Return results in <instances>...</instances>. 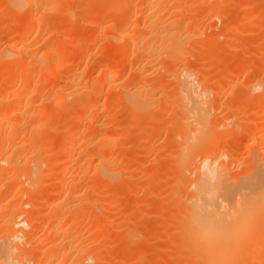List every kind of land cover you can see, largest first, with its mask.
<instances>
[{
    "label": "rangeland",
    "instance_id": "374dc122",
    "mask_svg": "<svg viewBox=\"0 0 264 264\" xmlns=\"http://www.w3.org/2000/svg\"><path fill=\"white\" fill-rule=\"evenodd\" d=\"M3 1L0 0V52H3L4 46L9 42L8 33L13 28L20 27L19 22L23 25L22 21L26 18L25 16L24 19L12 23L11 14L6 11ZM121 1L123 0H112L110 4L114 8L111 15H114L115 10L116 16L121 15L120 20H116L117 22L113 24L111 15L105 13L107 6H104V2L103 7L100 4L102 0H45L49 6L42 10L45 17L43 21L49 26L50 31L47 30L49 34L47 32L30 36L29 41L32 42V46L26 48L24 56L20 55L17 58L21 61L25 60L26 64L23 63V67L28 68L32 78L40 76V73L41 77H44L42 75L44 73L47 77L45 83L35 86L39 95L32 106L35 107V111L39 109L42 116L39 115L37 118L39 113L37 112L32 120L41 128L49 126L47 129L50 130L45 129L41 136L39 135V138H42L36 143L37 146H33L37 152L45 151V160L42 161L41 158V162L39 161L40 181L37 180L39 182L37 189H41L43 195L40 193L33 196L32 192H29L30 195L27 197L12 196L15 204L21 199L25 202L28 199L32 201L33 206H26L24 210L18 211V214L21 212L19 215L22 220L26 221V218L28 221L30 218L36 220L40 219L39 216L42 218L40 221L31 220L33 223L30 224L31 226L13 228L16 233L19 230L21 232L19 242L16 243L22 247L24 264H46L48 258H53L54 264L192 263L188 262L189 258L180 256V251L177 250V253L174 249H177L174 247L177 241L175 238L178 239L175 233L179 231L178 227L181 230V221L184 222L183 214L181 212L178 214L176 208H179L180 203L187 196L186 190L191 177L189 170L194 166L190 161L187 163L189 166L186 165V169L183 170L176 152L180 142L178 136L183 111L175 108L176 106L171 107V103L175 102L177 77L183 69L193 71L198 90L202 88L210 90L207 105L210 109L209 114H212L210 121L214 130L210 127L202 140L203 143L213 141L217 144L218 150L223 152L225 157L223 159L226 160L232 180H241L242 173L249 167L250 160L244 161L250 152L244 148L249 136L246 131L256 125L264 124V0H200L199 3L197 0H158L163 2L161 6V3L159 4L161 13L165 16L163 25L172 31L175 29L177 31L180 26L182 30L180 29L179 32L189 35L188 43H184L189 51L180 65L173 62L174 53L171 51L170 54L169 47L163 46L168 45V36L160 39L149 35L147 14L139 13L146 4L144 9L147 8L149 0H129L128 5L119 8ZM180 5L187 8L192 6L195 9L173 17L171 10ZM134 13H139L137 19L133 18ZM154 19L156 17L151 20ZM187 19L197 24V31L191 27L186 28L183 21ZM177 20H182L183 27L180 24L174 26L177 24L174 21ZM119 29L137 33V45L134 47L128 43V40H117L115 34ZM50 34L54 36L51 38ZM52 39H56L55 44L57 43L59 48L58 54H54L51 59L53 64L59 65L58 73L54 77L49 76L47 69H44L46 70L44 72L40 62L44 58L41 55L45 42ZM80 42L84 47L81 53L76 49ZM120 49L125 55L119 52ZM143 49L145 51L152 49L153 53L146 57ZM32 55L36 56L41 65L32 63L30 60ZM45 58L44 61H48ZM5 62H7L6 57L0 58L2 64L0 80L4 83L3 87L9 84L14 88L13 92H21L23 84L17 68L19 66L14 62L9 65ZM119 64H122V77L119 78L122 82L121 86L101 84L103 77L110 74ZM141 69L145 71L144 78L135 73ZM67 78H71L73 83L67 84ZM139 83H144L142 89ZM256 83L262 90L259 88L260 90L255 91L250 88L253 90L251 91L247 88ZM8 88L12 90L10 86L5 89L9 91ZM73 90H77L79 94L77 97L69 96L70 91ZM123 90H132L145 99L146 108L138 111H123L127 109L126 101L121 98ZM10 103L8 102L6 106L12 105ZM123 105L126 107L124 108ZM1 107L4 105L0 103ZM47 112L48 117L43 118V113ZM133 116L135 118H132ZM18 119L21 124L17 132L19 134L22 132L21 137L25 127L30 124V118L18 117ZM131 119H135L133 120L135 126L131 127V133L127 138L120 142L118 134L114 133L115 144H118L115 146L120 149L118 148L119 150L108 156L105 161L106 163L109 161L108 166H114L117 170L113 169L114 173L111 172L114 174L111 183L113 179L116 183L107 185L108 182L105 180L99 181V174L95 170L99 161V151L105 145L101 139L109 132L112 133L113 130L109 129L113 126L117 128V123L128 125ZM224 121L226 129H217ZM69 141L73 143L71 153H68L67 148L72 144ZM226 157L232 158L231 161L228 158L227 161ZM79 165H83L82 168ZM0 167L4 168L2 165ZM110 167L108 168L111 169ZM45 168L50 170L47 171ZM60 174L63 175L61 178H59ZM239 176L241 178H238ZM245 176H247L246 172ZM58 178L61 180H58V183L63 181L65 184L60 203H66L70 208L68 215L64 213L66 207L59 210L62 213L56 214L59 219L61 218L62 226L69 227L70 230L65 234L64 230L60 229L61 231L59 230V233L51 239L45 232L46 222L52 215L49 201L55 196L51 195V199L48 197L50 200H47L44 194H48L47 191L52 189ZM102 183H105L106 187ZM232 183L236 184L234 181ZM2 201L0 209L1 203L4 205L6 200ZM95 203L100 204L101 207L96 204L97 207ZM71 208L73 210L70 211ZM81 209L85 220L81 222L80 218L79 222L76 220L78 224H75L71 218L72 211L76 213L77 210V213H81ZM34 212L38 217L33 216L36 214ZM96 218L101 221V229L100 226L98 227V231L99 229L101 231H97L98 234H95L97 228L93 230L94 225H92V219ZM71 223L75 226H69ZM10 226L12 225L0 227V244L5 241L4 233L8 232L7 228ZM15 241L17 240L12 243ZM158 243L161 244L157 246ZM262 246L264 250V243ZM67 253L70 254L69 257H65L68 256ZM260 258H262L260 264H264V256Z\"/></svg>",
    "mask_w": 264,
    "mask_h": 264
},
{
    "label": "bare ground",
    "instance_id": "6f19581e",
    "mask_svg": "<svg viewBox=\"0 0 264 264\" xmlns=\"http://www.w3.org/2000/svg\"><path fill=\"white\" fill-rule=\"evenodd\" d=\"M197 1L199 3L200 0H197ZM103 2L105 3L104 6L105 5L107 6L106 10L103 8L106 11L105 13L111 15V13L114 11L113 6L110 5L112 3V0H102V3L100 2L101 6ZM148 3L149 5L147 6V8L144 9L147 5L146 4L143 10L139 11V13L140 15L144 13L147 14L146 16L149 19L148 22H149V27H150L149 29L150 31H148L149 35H151V37L160 38V39L168 36V39L166 38L168 41L167 40L166 41L169 43L166 42L168 45H163V46L169 47L170 50L168 48L166 49L170 51V54H171V51L172 53H174L173 62H175V64L180 65L183 62V59H185V56L189 51L188 46L185 47L186 45L184 44L185 42L189 40V35L179 32V30L180 29L182 30V28L178 26V24L181 25L182 20L174 21L177 23L174 26L176 27L178 26L180 29L177 28L178 29L177 31L176 29L175 31H172L168 28L169 29L168 30L167 27L163 25V23H165L164 22L165 20L163 21L165 16L161 13L162 9L159 8L163 2L162 1L159 2L158 0H149ZM2 4L5 6L6 11L8 10L9 13L11 14L10 19L12 23L15 21H18V19H21V18L24 19L25 16H26L25 20L27 21L26 22L25 20L22 21L24 22L23 25L19 22L20 27H17L15 29L13 28V30H11L8 33L7 36H8L9 42H7V44L4 46L3 52L2 51H1L2 53L0 52L2 56L0 58H3V57L7 58V62H5L7 65L11 64V62H14L17 64V66H19L17 68H19V72L21 76V83L23 84L22 91L20 90L21 92L17 93V91L13 92L14 88H12V86L9 84L8 85L5 84L7 86L3 87L4 83L2 80H0V87H1L0 91L2 90L0 92V103L4 105V107L0 108V165L4 166V168L0 167V202H3L2 200L4 201L6 200L4 202L5 203L4 205L3 203H1L2 205H1L0 210L2 211V213L0 211L1 213L0 214V220H1L0 227L7 226L9 224L12 225L7 228L8 232L6 231V233H4L5 235L3 236L4 238L3 240L5 241L1 243L3 244L2 247L0 244V264H24L25 261L23 262L24 258H22V254H23L22 247L19 245V243H16V242H19V239H20L19 234H21V232H19L20 231L19 230L18 233H16L17 231L13 228H15V226L17 227L26 226L27 227L30 224H33L32 223L33 221H40V219L42 218L39 216L40 219H36V220H33L31 218L29 219L30 221H28L27 218H26V221L22 220V218L19 215L21 212L18 214V211L24 210L26 206L27 207L33 206L32 201L28 199L29 201L26 200L25 202L24 200L21 199V201H18L19 203L17 202V204H15L13 201L14 199L13 197H16L17 195L21 197L22 196L27 197L30 195L29 192H32V195L33 194L40 195V193H42L43 195V192L41 191V189L39 190L37 189L39 187V185L37 184L39 182H37V180L40 179V176H39V173H40L39 165L41 162L40 159L42 158L43 159L42 161L45 160V156H44L45 151L41 150V152H37V150H35L36 148L33 146H37L36 143L39 141L40 138H42V137L39 138V135L43 133L45 129L49 128V126H47V128H43V127L41 128L40 125H37L38 123L36 124L32 120L33 117L37 115V112L40 111L39 109H38L39 111L37 109H36L37 111H35L34 110L35 107L33 108L32 106L34 105V102L36 101V98L39 95L38 88H35V86H37V84L39 85L40 83L42 84V82L45 83L47 81V80L45 81L47 77H45V73L42 74L44 75L45 78L41 77V73L39 71L37 73L38 74L40 73V76L37 75L38 76V77L36 76L37 79L34 77L32 78L30 76V72L28 68L23 67L24 66L23 63L25 62V60H23L24 58H22L23 61L17 58L20 55L24 56L26 48L32 46V42L29 41L30 36L40 35V34L47 33L48 31H50L48 24L43 21L45 17L42 11L49 5L45 3V0L43 1L42 0H4ZM128 4H129V0H123L120 2L119 8L120 7L122 8ZM213 6L215 7V5ZM193 8L194 7L192 6L191 8H187V7H182L180 5L178 7H175L173 10H171V15L173 17H177L185 11L192 12ZM115 13H116V10H115ZM115 13L114 15H111L112 23L113 22L116 23L117 22L116 20H120L119 18L121 17V15L119 16L118 14L116 16ZM139 13H134V15H132L133 18L137 19L136 17L139 16L138 15ZM3 15H5V13ZM155 17L156 19L151 20L152 18H155ZM8 24H10V22ZM183 24L186 25V28L191 27L195 31L198 30L197 24L191 20L187 19L183 21ZM174 26L173 28H175ZM124 29H119L118 32L115 31L117 32L115 34L117 40L118 39H124L126 41L128 40V43L132 44L135 47L138 41L137 33H135L134 31L130 32L129 30H124ZM133 30H135V28ZM193 32L194 31H192V33ZM47 34H49V32ZM51 34H50V37L52 38L54 34L53 35ZM58 37L60 38V35ZM154 38L152 39L154 40ZM55 40L56 39L54 40L52 39L51 41H46L44 45V49L42 50L43 54L41 55V57L42 58L46 57L48 61L45 62L44 58L42 61H44L45 63L40 60V62L42 63V67H43L42 69L43 70L47 69L50 77H54V75L58 73L57 66L59 69V65H55L51 61L52 56H54V54L57 55L59 51L57 43L55 44ZM82 47L83 46L80 42L76 47L79 53H81ZM119 52H121V49ZM145 52L146 54L145 53H142V54H145L146 57H148L149 54L153 53L152 49L149 51L146 50ZM30 60L32 61L34 65L37 63L38 65H41V63L37 61V58L34 55L30 57ZM1 65L2 64H0V66ZM45 71L46 70H44V72ZM121 73H122V64L121 65L119 64L113 69V71L110 72V74L103 77V79L101 80V84L105 83V84H111L113 87H120L122 83L119 80V78L122 77ZM135 73L139 74L141 78H144L145 71L143 69L138 70ZM50 77H48V79H50ZM194 77L195 76H194L193 71L191 72L188 69L182 70V72L177 77L176 99H175V102L172 101L171 103V107L174 108L176 106L175 108H178L183 111V113L181 114L182 116H181L180 127H179L180 132L178 136L180 138L179 140L180 142L178 143L177 151L175 150L177 152L178 162L182 165L183 170L186 169L185 168L186 165L189 166V164H187L188 162L190 163L191 161V163L193 162L194 164L192 169L189 170L192 178L190 177L189 183L187 182L189 184L187 186L188 189L186 190L187 196L180 203L179 208L180 207L181 208L180 209L178 207L176 208L178 214H180V212L183 214L184 222L182 223V221L180 220L181 230H180V227H178L179 231L175 233L176 234L175 236H178V239L175 238L177 240L176 243L173 241V243H175L174 247H177V249L176 248L174 249L176 252L177 250L178 252L180 251L179 252L180 256L187 257V259L189 258L190 261L188 262H192L189 264H260V260L262 259L260 257L264 256V250H262L263 249L262 243H264V124L256 125L250 129L248 128L249 129L248 132L246 131L247 136L249 135L250 138L248 136L249 139L247 138L246 140L247 144H246V147L244 148L246 149V151L249 150L251 153L249 152L248 158L244 161L250 160L248 161L249 167L246 171H244V173H242V175L240 174L242 178L240 176L238 177V178H241V180L239 179L232 180V177H230L229 175L230 170H228V167L226 165V160L223 159L225 158L223 155V152L221 153V151L218 150L217 144L213 143V141L208 142V143L205 142L206 143L205 144L202 141L204 136H206L205 134L209 132L208 130L211 129L210 127H212V124H213V123L211 124V121H210L211 119L210 115L212 114H209L210 109H208L209 105H207L209 102L207 101V96L210 90L207 91V89L205 88L203 89L201 86L199 87L202 88V90H198L197 88L198 83L196 84L195 82L196 79H194ZM70 79L67 78L66 80L67 84L73 83L72 80ZM143 85L144 83H139V86L141 89L143 88ZM8 86L12 88V90L10 89L11 91L9 90V88H8L9 91L5 89ZM250 86H248L247 88L249 89L251 88L255 91L260 90V89L262 90V88L259 86L258 83H256L255 85L253 84L252 87ZM122 93H123V96L121 98H124V101H126V104L124 102L123 103L127 105V109H123V111L124 110L125 111L126 110L138 111V110H142L146 108L145 107L146 100L142 99V97L137 95L136 92H133L132 90H125V91L123 90ZM78 95L79 94L77 90L70 91L69 93V96L77 97ZM8 102H11L12 105L6 106ZM125 107L126 106H124V108ZM40 112L38 113V116H36L37 118L39 117V115L42 116ZM43 114H44L43 118H46L49 115L48 112L46 113L47 116L45 113ZM18 117L19 118L20 117L30 118V124L28 125V127L27 126L25 127V130L23 131V134L21 137H20V134L22 132L20 134L17 132L19 128V124H21L19 123L21 121H19L20 119H18ZM132 118H135V116H133ZM133 120L135 119L129 120L130 123L129 124L127 123L128 125L117 123L118 124L117 128L114 126L112 128L110 127L111 129L109 130L110 131L113 130L114 132L113 131L112 133L109 132L107 135H105L101 139L102 143L104 142L105 145L103 143L104 146L99 151V157H98L99 161L95 166V170L97 171V174H99V181H101L102 179V182H104L103 180H105L106 182H108L107 185L108 184L115 185L116 183L114 182V179H113V183H111L112 178L114 177V174H113L114 166H111V167L108 166L107 163L109 161H107V163L105 161V159L108 156L116 153V151L120 149L119 147L118 149L115 146V145L118 146V144L117 143L115 144L116 140L114 138L115 137L114 133L118 134V141L122 142L131 133V129H132L131 127L135 126V124L133 123ZM117 121L119 120L117 119ZM222 123L221 125L218 126L217 129L219 130H222V129L224 130V128L226 129L225 121ZM29 146L33 147L32 149L34 152L32 151V149H28L30 148ZM72 147H73V143L69 147L67 146L68 153L72 152L71 151ZM39 150L40 149H38V151ZM68 157H69V154H68ZM227 158L228 157H226V159ZM231 159L232 158H230L229 160L231 161ZM193 164H191V166ZM82 166L79 165L80 168H82ZM79 167L78 169H80ZM108 167H110L112 170L109 169ZM49 170L50 168L47 169V171ZM245 172L247 176H245ZM243 174H244V177H243ZM61 175L62 174L59 175V178L63 176ZM59 178L56 180L57 182L54 183L57 185L53 184L52 189L47 191L48 194L47 195L44 194V198L46 197L47 200L51 199V195L55 196L54 199L52 198V200L49 201V206H50L49 208H50V211H52V215L49 214L51 215V217H49V219L46 222V228L47 229L49 228V229L48 230L46 229V232H45L47 237H51V239L59 233L60 229L64 230L65 234H68L70 230L69 227L64 228V226H62L61 220H60L61 218L59 219L58 215L56 214L57 212H60L59 210H63L66 207L68 210L65 208L66 211L65 212L63 211V212L66 215H68L69 208H70V207L69 208L67 207L68 204L62 203V202L60 203L61 201L60 199L64 194L63 188H65L64 187L65 184L63 183V181L58 183V180L61 181ZM230 179L232 180V182L234 181L236 183L237 180H239V182L234 184L230 182L231 181ZM36 184L38 185L37 187H36ZM102 184L105 185V183H102ZM104 187H106V185ZM96 204L97 203H95V205ZM97 205L100 206V204H97ZM72 208L70 209V211L73 210ZM77 210H75L76 213L72 211V215H71V218L73 219V223L75 224L76 223L78 224L79 222L78 220L80 218L82 220L81 222H83V219H84V213L82 212V209H81V213H77ZM78 212H80V210H78ZM36 215L37 213L33 214L34 217ZM76 220L78 222H76ZM73 223L69 224V226L71 227L75 226V224L72 225ZM92 225H94L93 230L97 228L95 234H98L97 233L98 227L100 226V229H101V221H99V219L97 218L94 220L92 219ZM179 225L180 224H178V226ZM100 229L98 232L101 231ZM178 232L180 233L178 234ZM22 233H24L23 230H22ZM113 238H116V237H113ZM14 240H17V241H15V243H12V241L14 242ZM160 244L158 243L157 246ZM51 249H54V248H51ZM62 255L63 254H61V256ZM67 255L68 256H65V257L70 256L69 253H67ZM46 264H54L53 258H48V261H46Z\"/></svg>",
    "mask_w": 264,
    "mask_h": 264
}]
</instances>
